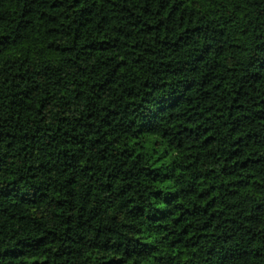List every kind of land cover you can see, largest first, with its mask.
Here are the masks:
<instances>
[{"label":"trees","instance_id":"obj_1","mask_svg":"<svg viewBox=\"0 0 264 264\" xmlns=\"http://www.w3.org/2000/svg\"><path fill=\"white\" fill-rule=\"evenodd\" d=\"M0 264H264V0H0Z\"/></svg>","mask_w":264,"mask_h":264}]
</instances>
